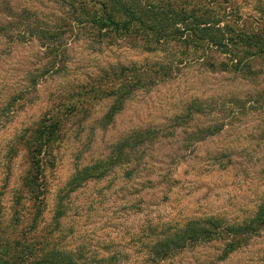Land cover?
<instances>
[{
    "label": "rangeland",
    "instance_id": "rangeland-1",
    "mask_svg": "<svg viewBox=\"0 0 264 264\" xmlns=\"http://www.w3.org/2000/svg\"><path fill=\"white\" fill-rule=\"evenodd\" d=\"M213 2L219 12L220 0ZM6 4L18 12L28 9L42 26L71 15L60 0H0V27L13 21ZM232 4L245 27H263L264 0ZM60 31L61 62L49 71L50 48L40 34L0 31V228L15 206H28L21 191L28 168L21 143L45 110L65 100L73 87L100 79L106 86L102 77L110 67L154 61H173L171 74L132 91L110 121L104 115L113 96L91 99L65 117L61 138L43 159L42 225L55 227V212L62 208L54 233L58 248L93 264H142L158 222L204 214L240 221L254 213L264 196V63L254 62L258 73L243 76L206 66V59L217 65L228 60L215 48L202 54L168 42L149 52L137 41H95L87 23ZM193 102L205 112L190 108ZM208 126L219 130L204 139L195 135L206 134ZM147 129L156 133L137 141L132 161L110 166L114 145ZM89 167L92 176H86ZM79 173L84 178L70 191ZM222 249L221 242L197 246L160 264H253L264 254V232L219 261ZM115 254V263L101 260Z\"/></svg>",
    "mask_w": 264,
    "mask_h": 264
},
{
    "label": "trees",
    "instance_id": "trees-1",
    "mask_svg": "<svg viewBox=\"0 0 264 264\" xmlns=\"http://www.w3.org/2000/svg\"><path fill=\"white\" fill-rule=\"evenodd\" d=\"M60 1L69 8L71 15L58 19V23L42 26L40 20L31 17L28 9L23 8L18 12L6 4L5 10H8V15L13 21L8 23L9 26L4 23L0 27L2 33H5L7 27L12 28L16 37L22 36L24 31H29L30 37L35 33L40 34V39L48 43L47 47L50 48L51 58L46 65L47 71L61 62L57 59L61 49L58 44L62 37L61 26L73 29L74 25L84 23L91 27L92 38L98 42L127 39L140 42L149 52L154 51V45L179 42L183 49L190 48L192 52L201 49L204 54L208 48H215L219 53L228 56L227 61H220L218 65L206 59V66L211 69L236 71L248 76L258 73L252 71L254 62L264 63V21L261 28L245 27L237 18V7H234L232 0H220L219 12H215L214 7L210 5L214 0ZM172 66L173 61H154L140 67H136L134 63L121 65L117 69L110 67L102 77L107 78L106 86L100 85V79L85 87H73L65 100L45 110L31 128L29 136L21 143L28 163V168L21 178V191L24 192L28 206L24 203L21 207L15 206L5 226L0 228V264H93L91 259L84 258L80 253L57 247L54 233L59 227L62 208L55 212V227L42 225L45 209L41 183L43 159L61 138L65 117L81 109L84 103L89 104L91 99L113 96V102L104 115V120L110 121L122 109L124 100L132 91L146 86L147 83L164 81L171 74ZM194 103L190 108L205 112ZM218 130L219 128L213 130L208 126L204 130L206 134L201 130L195 135L204 139ZM155 131H137L117 142L110 166L130 163L137 141L145 142L151 139ZM13 148L10 150L15 152L16 149ZM100 169L97 168V171ZM85 170L86 176L95 173L90 167ZM126 175H131V169L127 168ZM81 177L83 176L79 173L70 191L75 185H79ZM22 198V195H17L18 204ZM23 207H27V210H23ZM151 232L153 236L146 242L142 264H160L185 250L216 242L223 243L221 254L217 256V260L223 261L264 232V196L254 213L240 221H228L218 214H204L158 222L152 226ZM101 260L115 263L118 258L115 254ZM253 264H264V254Z\"/></svg>",
    "mask_w": 264,
    "mask_h": 264
}]
</instances>
